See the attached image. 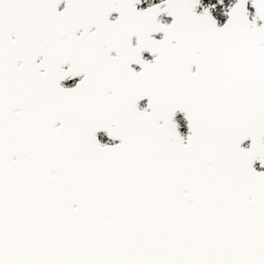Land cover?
Listing matches in <instances>:
<instances>
[{"label":"snow or ice","instance_id":"snow-or-ice-1","mask_svg":"<svg viewBox=\"0 0 264 264\" xmlns=\"http://www.w3.org/2000/svg\"><path fill=\"white\" fill-rule=\"evenodd\" d=\"M0 264H264V0H0Z\"/></svg>","mask_w":264,"mask_h":264},{"label":"built area","instance_id":"built-area-1","mask_svg":"<svg viewBox=\"0 0 264 264\" xmlns=\"http://www.w3.org/2000/svg\"><path fill=\"white\" fill-rule=\"evenodd\" d=\"M209 2V0H204V3H208ZM217 15H219V13L217 12Z\"/></svg>","mask_w":264,"mask_h":264},{"label":"trees","instance_id":"trees-1","mask_svg":"<svg viewBox=\"0 0 264 264\" xmlns=\"http://www.w3.org/2000/svg\"><path fill=\"white\" fill-rule=\"evenodd\" d=\"M226 2H227V0H226ZM181 130H182V131H186V129H185V128H182Z\"/></svg>","mask_w":264,"mask_h":264},{"label":"water","instance_id":"water-1","mask_svg":"<svg viewBox=\"0 0 264 264\" xmlns=\"http://www.w3.org/2000/svg\"><path fill=\"white\" fill-rule=\"evenodd\" d=\"M199 10V9H198Z\"/></svg>","mask_w":264,"mask_h":264}]
</instances>
